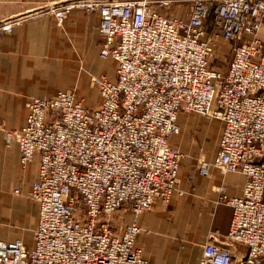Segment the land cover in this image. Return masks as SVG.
<instances>
[{"label": "built area", "instance_id": "2783aa9c", "mask_svg": "<svg viewBox=\"0 0 264 264\" xmlns=\"http://www.w3.org/2000/svg\"><path fill=\"white\" fill-rule=\"evenodd\" d=\"M76 8L100 12L101 55L117 61V78L94 77L97 107L65 90L29 100L21 129L2 126L22 166L40 156L28 192L40 213L34 246L0 240V264H150L136 246L140 227L118 231L110 215L170 201L184 158L170 141L180 112L224 122L201 174L246 176L242 195L220 199L233 210L228 244L205 243L201 264H264V0H67L49 11L62 21ZM30 15L0 21V42ZM223 43L225 72L214 64Z\"/></svg>", "mask_w": 264, "mask_h": 264}, {"label": "crops", "instance_id": "0c3cea01", "mask_svg": "<svg viewBox=\"0 0 264 264\" xmlns=\"http://www.w3.org/2000/svg\"><path fill=\"white\" fill-rule=\"evenodd\" d=\"M65 1L0 0V21L31 14L0 42V224L6 225L7 229L2 231L6 237L0 235V240L7 242L21 239L25 243L23 230L31 231L33 222L35 228L38 224L39 205L36 203V220L26 209V202L28 192L39 178L40 156L36 154L27 166H22L19 146L6 144L2 126L6 130L21 129L27 122L29 100L50 98L65 90H76L85 99V106L93 108L88 105L89 94L93 96L88 81L101 76L112 81L117 78V61L101 55L100 12L76 8L60 21L49 9ZM175 11L172 8V12ZM105 58L116 64L113 77L102 71ZM95 68L98 73H93ZM85 77L88 79L84 81ZM100 98L99 105L101 94ZM183 113L178 114L177 121ZM220 121V128L213 130L210 127L214 124H201L207 138L205 145L200 140L198 149L194 142L184 140L183 136L175 138L179 144L185 141L187 151H197L186 153L181 145L175 144L184 153V158L179 169L181 182L169 202L158 201L138 215L130 210L132 218L124 227L132 222L140 227L136 246L143 250L144 258L150 264H201L205 243L228 244L233 210L226 203H220V199L242 195L246 176L215 166L210 168L209 175L197 170L199 160L213 162L218 154L224 131V122ZM183 126L185 130L194 128V124ZM181 129L180 125V132ZM210 138L213 139L211 146L207 144ZM14 189H19V194L25 193L23 201L1 198L2 192L11 198L17 197L19 194ZM4 213H7L5 217ZM17 219H23L22 225L15 223ZM33 246L34 241L27 247ZM229 247L233 251H246L242 245Z\"/></svg>", "mask_w": 264, "mask_h": 264}, {"label": "rangeland", "instance_id": "374dc122", "mask_svg": "<svg viewBox=\"0 0 264 264\" xmlns=\"http://www.w3.org/2000/svg\"><path fill=\"white\" fill-rule=\"evenodd\" d=\"M176 14L178 15H185L186 11H183L182 8H177L175 11ZM28 15V14H27ZM25 16V15H24ZM232 57L231 54V48L227 43H223L222 47H220V49L217 52V57L214 58V64L220 68L223 72L227 71V67H228V63L230 61ZM110 58H105L104 62H102V64L104 65L102 67V71L104 73H106L108 76L113 77L115 75V62L112 60H109ZM93 73H98L97 68L93 69ZM88 77L84 78V81L87 80ZM90 82V90L91 93L93 92V96L89 94V98H88V105L92 106V107H97L99 105V102L101 100L100 98V94L99 92L95 89L94 86V77H92V79H90V81H88V83ZM182 117V118H181ZM179 124L181 125L182 129L179 135L175 136L173 139H171V143L173 145L177 144V145H181V148H184L185 152L187 153H194L195 151H197L196 149L192 152L187 151L186 148V144L184 141V144H179L178 142H176L175 138H178L180 136H183L184 140L187 138L188 142H194V144H196L197 149L199 146V142L200 140H202V145H205L206 142V134L203 133L202 129H201V124H214V126L210 127V130L213 129H219L221 126V121L215 118H206L205 116L195 113V112H184L182 115L179 116ZM184 124H194V128L191 130H185L184 128ZM175 139V140H174ZM212 141L213 139L210 138L208 139L207 144L209 146L212 145ZM204 142V143H203ZM176 146V145H175ZM188 146V145H187ZM213 147L215 148L216 145H213ZM15 191V189H14ZM17 197L11 198L9 196V194L2 192L1 194V198L3 199V197H5L8 200H12V201H23V198H25V193L23 194H19L16 195ZM28 198V202H26V209L28 211H30V215L33 217V219H38V207L36 202L31 199L29 196H27ZM7 213H4V217ZM110 218L114 224L115 229H117L118 231H120V228H123L125 226V224L131 220L132 216H131V211L129 208L127 207H123L119 210H117L116 212L112 213L110 215ZM32 219V218H31ZM23 219H17L15 220V223L17 225H22ZM37 222V221H36ZM36 223L33 222V224L31 225V231L30 230H23V236H24V241L26 243V245L28 247H31L33 245V228H35ZM6 225L4 224H0V235H2V237H6V234L3 233L2 231H6L7 229L5 228Z\"/></svg>", "mask_w": 264, "mask_h": 264}]
</instances>
